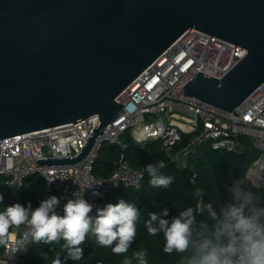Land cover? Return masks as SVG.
I'll return each instance as SVG.
<instances>
[{
    "label": "water",
    "instance_id": "obj_1",
    "mask_svg": "<svg viewBox=\"0 0 264 264\" xmlns=\"http://www.w3.org/2000/svg\"><path fill=\"white\" fill-rule=\"evenodd\" d=\"M245 48L220 78L197 71L179 91L237 114L264 80V0H0V138L99 119L80 161L122 110L115 97L186 29Z\"/></svg>",
    "mask_w": 264,
    "mask_h": 264
},
{
    "label": "built area",
    "instance_id": "obj_2",
    "mask_svg": "<svg viewBox=\"0 0 264 264\" xmlns=\"http://www.w3.org/2000/svg\"><path fill=\"white\" fill-rule=\"evenodd\" d=\"M244 54L239 44L197 28L186 29L115 97L122 103L121 112L102 128L80 161L37 165L34 159L75 155L97 123V113L0 138V188L22 189L27 177L40 176L60 198L61 208L75 191L84 194L94 212L120 187L139 188L143 182L144 167L130 166L123 153L113 159L107 175L93 171L102 145L116 144L123 150L126 133L139 146L158 141L164 156L179 168L200 154L203 143L211 150L240 154L248 142L257 154L246 171L264 172V80L235 107L236 115L179 91L197 71L220 78ZM183 136L186 141L180 144ZM195 176L193 172L191 182ZM93 188L99 195L92 194ZM16 238L11 229L0 264H22L31 247L47 243L33 241L26 252L14 251ZM81 245L87 246V240Z\"/></svg>",
    "mask_w": 264,
    "mask_h": 264
},
{
    "label": "clouds",
    "instance_id": "obj_3",
    "mask_svg": "<svg viewBox=\"0 0 264 264\" xmlns=\"http://www.w3.org/2000/svg\"><path fill=\"white\" fill-rule=\"evenodd\" d=\"M163 164L146 165L154 187H167L173 180L160 171ZM224 188L226 195L215 202L206 201L204 189L196 188L194 205H185L172 217L167 207L149 211L144 221L147 232L161 237L163 252L179 254L177 264H264V172L249 169L229 175ZM92 194L99 191L93 188ZM3 201L0 193V241L6 242L9 231L15 229L14 251L26 252L33 241L63 239L67 258L73 260L83 255L81 242L89 232L113 252H126L141 216L137 205L123 198L97 206L93 212V204L75 191L62 208L56 194L40 198L35 206L31 201ZM134 256L137 264H148L146 249L135 251ZM55 264H61L59 257ZM124 264H130L128 258Z\"/></svg>",
    "mask_w": 264,
    "mask_h": 264
},
{
    "label": "trees",
    "instance_id": "obj_4",
    "mask_svg": "<svg viewBox=\"0 0 264 264\" xmlns=\"http://www.w3.org/2000/svg\"><path fill=\"white\" fill-rule=\"evenodd\" d=\"M123 139L127 146L121 150L116 144H103L95 161L93 171L96 175H107L112 169V161L123 153L124 158L132 167H144L145 175L139 188L120 187L115 193L108 196L103 204L111 201L116 202L119 198L130 201L137 205L140 210V218L137 220V231L129 249L126 252L115 253L111 246L101 245L90 232L86 234L87 246H82L83 255L79 260L67 258L65 241L58 239L48 241L43 245H34L23 258L22 264H55L57 257L61 264H124L128 258L130 264H137L134 252L146 249L148 264H177L179 254H167L162 250V239L159 235H152L147 232L144 221L148 219L149 211L159 212L160 208H168V216L178 214L185 205L195 203V189H204V199L215 200L226 195L224 182L229 175L238 176L245 172L249 164L254 160L253 148L246 142L245 150L240 153L226 151H214L205 149L201 154L192 158L189 165L179 168L171 163L159 148L158 141H152L144 146L136 144L126 133ZM183 136L180 144L186 141ZM163 161L160 171L173 177L172 182L167 186H152L149 183L150 176L146 165L150 162ZM196 176L193 182L191 174ZM4 201L12 203L19 200L21 203L31 201L33 206L38 204L39 199L52 194L49 186L40 176L27 177L22 189H1ZM198 217L201 214H197ZM202 218V217H201ZM0 241V251L3 246ZM115 243V242H114Z\"/></svg>",
    "mask_w": 264,
    "mask_h": 264
},
{
    "label": "rangeland",
    "instance_id": "obj_5",
    "mask_svg": "<svg viewBox=\"0 0 264 264\" xmlns=\"http://www.w3.org/2000/svg\"><path fill=\"white\" fill-rule=\"evenodd\" d=\"M104 144H106V142L104 143ZM249 145H250V143H248ZM251 146V145H250ZM252 147V146H251ZM205 149H207V144L206 143H203L202 144V147L200 148V154L205 150ZM214 151H216V150H214ZM253 155H255V154H257V150L255 149V148H253Z\"/></svg>",
    "mask_w": 264,
    "mask_h": 264
}]
</instances>
